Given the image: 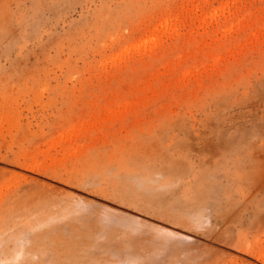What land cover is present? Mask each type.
I'll return each instance as SVG.
<instances>
[{"label":"rangeland","instance_id":"374dc122","mask_svg":"<svg viewBox=\"0 0 264 264\" xmlns=\"http://www.w3.org/2000/svg\"><path fill=\"white\" fill-rule=\"evenodd\" d=\"M0 264H264V0H0Z\"/></svg>","mask_w":264,"mask_h":264},{"label":"bare ground","instance_id":"6f19581e","mask_svg":"<svg viewBox=\"0 0 264 264\" xmlns=\"http://www.w3.org/2000/svg\"><path fill=\"white\" fill-rule=\"evenodd\" d=\"M63 137H64V136H63ZM110 216H111V215H110ZM59 218H60V217H59ZM59 218H58V219H59ZM114 220H115V218H114ZM132 223H134V222H132ZM132 223H131V226H132ZM138 223H139V222H138ZM129 225H130V224H129ZM156 229H157V228H156ZM99 237H100V236H99ZM21 241H22V240H21ZM18 252H19V251H18Z\"/></svg>","mask_w":264,"mask_h":264}]
</instances>
